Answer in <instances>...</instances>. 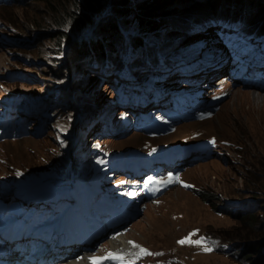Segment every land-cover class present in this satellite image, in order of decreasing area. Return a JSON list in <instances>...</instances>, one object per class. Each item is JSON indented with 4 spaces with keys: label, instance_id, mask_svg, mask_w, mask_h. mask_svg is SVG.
Masks as SVG:
<instances>
[{
    "label": "rangeland",
    "instance_id": "1",
    "mask_svg": "<svg viewBox=\"0 0 264 264\" xmlns=\"http://www.w3.org/2000/svg\"><path fill=\"white\" fill-rule=\"evenodd\" d=\"M220 1L215 5L219 12L232 9L233 13L245 16L252 23L264 19V8L256 4L259 2L264 6V0ZM189 2L191 0L181 4L188 6ZM45 5L42 0H13V4L0 8L2 15L5 14L4 19L12 21L16 27L18 44L10 47L11 51L4 49L0 52V101L24 98L26 104L38 102L54 106L56 103L58 113L44 134L32 132V126L28 129L30 132L21 138L0 140V189L27 178L36 181L59 178L66 183L76 172L89 173L95 178L96 168L88 165L89 156L82 150L99 149L94 158L100 160L106 152L110 155L128 149L145 152L151 146L215 138L217 157L194 162L181 174L177 185L166 189L155 201L141 204L145 205L143 211L120 231L123 233L121 236L130 231L132 234L128 236L127 243L134 242L136 246L131 254L121 255L140 258L145 264L157 260V264H264V110L253 109L254 105L262 108L264 87H251L231 78L225 70L208 72L202 82L209 84L201 98L223 96L216 110L203 120L182 124L166 137H148L131 129L128 122L131 115L117 108L114 79L109 75L117 72L119 78L125 65L134 75L140 69L148 74L145 61L154 58L156 52L168 49L192 52L196 47L208 48L207 44L212 42L216 45L211 51V59H220L225 67L228 57L223 53L224 46L220 45L215 31L200 25L201 21L195 16L188 15L185 19L186 13L180 17L176 15L169 28H164L165 34L159 38L157 47H146L142 52L116 47L113 50L120 51L117 63L109 57L102 67L96 58L89 55L75 59L66 40H63L65 45L59 47L55 37L62 35L61 32H69L70 39H93L98 25L103 24L102 20H115L114 14L105 9L109 5L102 9L101 21L82 33H73V36L72 26L66 24L62 25L64 29L58 28ZM259 22L256 24L264 26V22ZM123 31L127 30L121 29L119 33ZM33 45L39 48L32 49ZM25 49L32 55L33 64L23 62L28 61L25 56L23 61L20 59ZM121 54L125 55L122 57ZM11 55L18 57L12 58ZM94 85L95 90L88 96ZM181 87L174 86L173 89ZM181 91H187V85ZM18 107L21 109L22 104ZM20 111L32 117V114ZM143 112L149 114L150 110L143 108ZM88 120L93 129L85 136L83 131L89 125H86ZM247 126L254 127L255 132H246ZM105 127L116 135L108 136ZM121 135H124L123 139H115ZM138 135L142 138L138 139ZM19 139L24 140L23 143L15 144ZM106 172L101 170L103 178ZM117 180L115 178V184L122 181ZM242 204H250L252 208L244 217L224 212L223 206L235 209ZM112 239V235H104L88 253L98 255L113 251ZM187 239L192 242L179 243ZM231 246L245 249L251 255L250 260L240 262L231 256L228 253ZM43 260H47V256Z\"/></svg>",
    "mask_w": 264,
    "mask_h": 264
},
{
    "label": "trees",
    "instance_id": "2",
    "mask_svg": "<svg viewBox=\"0 0 264 264\" xmlns=\"http://www.w3.org/2000/svg\"><path fill=\"white\" fill-rule=\"evenodd\" d=\"M42 1L46 4V11L52 17L53 22L58 28L64 29L62 28V25L64 26L66 24L72 26L70 29V31H72L71 36L77 31H81V33L86 31L91 25L103 19L101 13L102 1ZM183 1L188 0H112L108 4V8L105 9L114 14L115 20H108L107 22H103L104 20H102L103 24L98 25L97 32L93 39H90L89 37H87L85 41H80L79 38L70 39L69 32H61L62 35H58L55 39L59 41V47L62 45L64 46L65 44L63 40H66L65 43H68L69 50L75 59L79 60L80 56L83 58L84 56L89 55L90 57L96 58L103 67L104 61L109 57L114 58L115 63H117L116 61L118 60L120 51L115 52L113 49L121 44L122 36L119 33V30L126 29L128 31V29L131 28L132 31H134V34H132L134 38L130 36V38H132L130 41L135 45L142 43L144 38H151V44L157 47L156 45L159 44V38L162 36L161 31L170 24V21L174 16L178 15L180 17L181 14L183 15L185 13V19H188V15L195 16L194 18L199 19L202 24L208 21H218L219 19L224 20L227 24L232 26V33L240 37L248 32H256L258 35L264 37V26L256 24L259 20L255 23L249 22L245 16H240L237 12L233 13L232 9H224L225 11L219 12L215 5L220 0H208L207 2L206 0H200V2H197L199 0H191V2L188 3V6L182 5L181 2ZM256 4L261 5V9L264 8L263 4H260L259 2ZM226 7H228V4ZM249 11H252V9L250 8ZM260 14L261 13H258L257 15ZM4 17L5 14L2 15V12H0V19L11 22L10 20H5ZM260 22H264V19ZM32 48H35V45H33ZM121 55L124 56L125 54ZM203 75H205V73ZM145 115H147V113H145ZM224 212L234 217H244L245 214L249 213L247 210L243 211L242 207L235 209V211L225 209ZM238 254L239 256L237 259H240V262L249 261L251 258V255H248L243 248L238 249ZM150 263L156 264L158 263V260Z\"/></svg>",
    "mask_w": 264,
    "mask_h": 264
},
{
    "label": "bare ground",
    "instance_id": "3",
    "mask_svg": "<svg viewBox=\"0 0 264 264\" xmlns=\"http://www.w3.org/2000/svg\"><path fill=\"white\" fill-rule=\"evenodd\" d=\"M112 0H104L101 2V8L103 9L106 5H108ZM111 13V12H110ZM110 16V15H109ZM160 23V22H159ZM156 24V23H155ZM117 25V23H116ZM170 25V24H169ZM146 26V25H145ZM156 26V25H154ZM148 27V26H146ZM157 27V26H156ZM158 28V27H157ZM156 28V29H157ZM169 28V26H168ZM171 28V27H170ZM131 29V28H129ZM127 32H122L121 33V44H119L117 47L118 48H125L131 52H136V51H140L142 52V50L146 47H155L154 45L151 44V38H144L143 39V42L140 43L139 45H135L133 43H131L130 39V36L132 35V33L134 31L129 30ZM162 32V35H164V29L161 31ZM152 33V31H151ZM158 33V32H157ZM160 33V31H159ZM151 35V34H150ZM133 37V36H132ZM140 37V36H139ZM134 38V37H133ZM137 39V38H136ZM134 40V39H133ZM140 41V40H139ZM136 42V40H135ZM134 42V43H135ZM33 49V48H32ZM146 49H144L145 51ZM155 50V49H154ZM142 54V53H141ZM140 54V55H141ZM123 57V56H122ZM146 58V56H145ZM127 60V58H126ZM105 66V65H104ZM123 67V66H122ZM130 67V66H129ZM146 67V66H145ZM141 70V69H140ZM119 72V71H118ZM134 75V74H133ZM247 85L251 86V87H261V85L258 83V82H251V83H247ZM29 94V93H28ZM244 95V94H243ZM246 96V95H245ZM236 97V96H235ZM249 99V98H248ZM36 101V100H35ZM79 101V100H78ZM241 101V100H240ZM82 102V101H81ZM56 105V103H55ZM54 105V106H55ZM82 107V106H81ZM100 108V107H99ZM58 109V108H57ZM253 109H258V110H264V104L262 106V108L260 107H256L255 105L253 106ZM80 111H83V110H80ZM79 111V112H80ZM86 113V111H84ZM77 113V112H76ZM58 115V113H56ZM71 114V113H70ZM88 114V113H87ZM71 115H74V114H71ZM143 115H145V113L143 112ZM75 116V115H74ZM71 117V116H70ZM69 117V118H70ZM81 118H83L81 116ZM238 118V117H237ZM245 118V117H244ZM252 118V116H251ZM75 120V118H74ZM77 120V119H76ZM96 120V119H95ZM73 121V120H72ZM78 122V121H77ZM77 124V123H76ZM75 124V125H76ZM74 126V125H73ZM246 132H249V133H252V132H255V128L253 127H249L247 126L246 127ZM66 131V130H65ZM86 135V134H85ZM81 138V137H80ZM138 139H141L142 136L138 135L137 137ZM87 139V138H86ZM24 140H17L15 144H21L23 143ZM85 141V140H84ZM81 144V143H80ZM84 145V144H83ZM88 145V144H87ZM78 146V145H77ZM81 150V149H80ZM65 160V159H63ZM86 160V159H85ZM67 164V163H66ZM70 165V164H69ZM80 167V166H79ZM122 230V227H119L118 229L114 230L112 233V240L110 242V244L112 245V248H113V251L111 252H106V253H101V254H98V255H91L90 253L88 252H82V250H77V251H74V249L70 250L69 252H64V253H60L58 254L60 257L59 258H56L55 256H53L52 254L50 255H47V260H43V262L41 264H93V261L95 259H97V257H100V256H105L107 254H116L118 256H122L120 255L121 253H126V255L128 254H131L132 253V250L133 248L136 246V243L134 242H131V243H127V239H128V236H130L132 233H130V231L126 232L125 233V236H121L123 233L120 232ZM120 232V233H119ZM129 234V235H128ZM221 244V243H220ZM226 246V245H225ZM221 248V246H220ZM220 248H219V251H220ZM141 249V248H140ZM138 249H136L135 251H137ZM223 250V248H222ZM218 251V250H217ZM138 252V251H137ZM148 253V252H147ZM140 254V253H139ZM125 255V254H124ZM147 255V254H146ZM146 257V256H145ZM146 259V258H145Z\"/></svg>",
    "mask_w": 264,
    "mask_h": 264
},
{
    "label": "clouds",
    "instance_id": "4",
    "mask_svg": "<svg viewBox=\"0 0 264 264\" xmlns=\"http://www.w3.org/2000/svg\"><path fill=\"white\" fill-rule=\"evenodd\" d=\"M13 4V3H12ZM6 5H9V4H2V5H0V8L2 7V8H4ZM2 20V19H1ZM5 23H7V24H10V25H12V26H14L12 23V21L11 22H9V21H4ZM15 27V26H14ZM16 28V27H15ZM35 47H37V49L39 48L38 47V45L36 46L35 45ZM26 50V49H25ZM27 51V50H26ZM242 206V208H243V211H245V210H247V211H251L252 210V208L250 207V204H247V205H244V204H242L241 205ZM223 208H224V210L225 209H230V208H226L225 206H223ZM239 208V207H238ZM238 208H235V209H238ZM246 208H248V209H246ZM235 209H230V211H235ZM237 246H231V247H228V253L229 254H231V256H233V257H238L239 256V254H238V249H242L241 247H239V248H236ZM245 262H247V261H245ZM249 263V262H248Z\"/></svg>",
    "mask_w": 264,
    "mask_h": 264
},
{
    "label": "snow or ice",
    "instance_id": "5",
    "mask_svg": "<svg viewBox=\"0 0 264 264\" xmlns=\"http://www.w3.org/2000/svg\"><path fill=\"white\" fill-rule=\"evenodd\" d=\"M151 183V180L149 181ZM192 241L190 239L184 240V241H180L179 243L184 244V243H191ZM197 244H201L202 242H196ZM105 259H114V260H119V261H123V257L121 256H112L109 255L108 257H105ZM93 264H102L101 260H95L93 261Z\"/></svg>",
    "mask_w": 264,
    "mask_h": 264
}]
</instances>
